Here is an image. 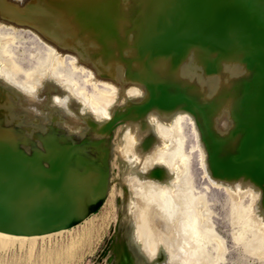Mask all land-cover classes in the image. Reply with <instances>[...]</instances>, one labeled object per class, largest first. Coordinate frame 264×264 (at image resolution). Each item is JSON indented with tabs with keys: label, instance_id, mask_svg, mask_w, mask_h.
<instances>
[{
	"label": "bare ground",
	"instance_id": "6f19581e",
	"mask_svg": "<svg viewBox=\"0 0 264 264\" xmlns=\"http://www.w3.org/2000/svg\"><path fill=\"white\" fill-rule=\"evenodd\" d=\"M221 1L224 2L0 0V25L4 27V34L0 32V103L9 107L8 116L22 115L25 121L39 119L55 123V134L43 138L41 149L32 146L29 151L23 150L25 154L21 153L22 157L19 159L12 151H0V220L6 228L16 232L0 231V264H63L64 258L78 257L79 250L86 247L81 244L79 236L75 237L72 229H58L60 226L49 219V216H61L68 211L61 207L62 204L51 208L47 184L52 175L42 167L46 165L42 164H50L62 151L61 146L69 147L67 176L73 180L76 194L74 198L70 196L66 201L63 199V204L66 202L71 206L74 215L80 217V222L84 221L88 210L104 196L114 156L126 165V171L120 178L126 193L131 175H137L136 179L145 175L143 169H140L143 173L138 176L136 166L133 165L136 163L126 159L130 160L128 156L134 157L137 152L134 153L133 149L136 148L137 141L148 139L151 135L150 128L159 119L168 122L169 128L174 127L171 134L165 137L166 141L161 135L160 139H155L157 144L150 153L153 155L158 152L157 158L160 161L156 159V167H152L151 160L147 163L151 164L148 168H154L155 176L160 179V184L155 185L162 184L161 191L156 196H140L139 200L134 196L137 203H133L137 210L133 215L136 214L137 218L140 214L138 220L142 214L145 215L143 217L147 223L144 221L141 225L145 223L148 226H142L145 230L141 226L140 228L144 232L150 229L147 235L145 233L148 240L145 242L140 239L136 230L138 223L135 222L138 220H134L133 215L129 214L123 227L119 226L114 231L108 260L111 264H197L194 253H205L212 244L215 256L210 264L222 262L225 245L211 222L210 201L204 193L197 194L191 184L190 155L186 150L181 121L186 115L189 116V121L198 134L197 143L201 150L204 149L205 155L202 157H205L206 162L202 166L207 171V177L215 186L226 187L225 190L231 192V214L235 221H241L250 204L254 206V201L259 198L258 189L246 176L238 177L236 170L224 174L223 164H228L233 153L240 148L241 140H245L242 135L253 130L252 127L260 121L259 116H264V103L260 102V95L263 94L260 93V69L258 70L257 64V50L264 47V0H229L232 2H227L228 4ZM185 5H188L187 27L206 28L203 30L217 40L209 43L196 33L183 30L184 34L176 49L167 52L160 46L163 31L172 24L171 19L174 22L176 18H180L177 8ZM226 6L229 7L230 14L241 9L245 18L243 23H248L250 33L227 41L225 34L213 27L214 16L225 15ZM162 23H166V27ZM243 23L241 22L242 26ZM17 29L27 30L36 38L27 37L19 41L13 35V31ZM31 43L38 45L35 51L42 57L36 66L23 69L16 63L13 55L15 50ZM169 50L172 51L173 47ZM30 52L26 54L30 55ZM68 57L73 62L66 63ZM61 63L68 64L75 71L82 70L85 74H92L96 81L95 91L90 90V94L79 93L71 75H65L64 80L60 79ZM20 73L23 74L22 78L19 77ZM113 90H119L123 95H133L128 106L138 112L134 118L135 122H140L139 125L136 124L134 134H126L123 141L125 145L128 141L135 144L133 149L130 148L133 151L130 155L122 148L125 145L119 146L122 142L115 146L111 141L110 130L116 115L113 113L114 109H107L104 104L111 103L110 94ZM30 96L38 97L41 102L31 101ZM65 100L68 101L67 109L72 115L66 114L65 109L60 106ZM31 109H36L40 115H36ZM124 114L126 113H121L120 116L124 118ZM164 120L161 122L164 123ZM147 122L149 126L145 124ZM130 128L129 126L128 129L131 130ZM0 133L10 136L18 147L24 143L16 131L0 129ZM142 142L147 143L144 146H150V141ZM150 153L147 151V154ZM260 177L262 181L264 176ZM176 181L182 184L183 193L174 196L172 189ZM34 183L37 186L35 190L32 188ZM132 186L133 184L130 187ZM134 187L135 185L130 188L131 194ZM174 189L176 192V188ZM135 192L136 190L133 191ZM247 192L257 195L249 207L242 204L243 194ZM132 196L125 194L128 209L131 200L135 202ZM182 197V202H178ZM257 203L258 201L252 207L258 209ZM257 211L264 219V211ZM243 228L248 229V225ZM165 235L172 236V241L176 236L179 238L178 242L175 240L177 244L172 249L167 243L163 245V242L160 244L157 241ZM65 236L71 242L68 246L65 245V249H60V241ZM255 239L253 240L257 241ZM236 241L239 244L240 240ZM256 243V247L261 245ZM257 248L263 247L261 245Z\"/></svg>",
	"mask_w": 264,
	"mask_h": 264
},
{
	"label": "rangeland",
	"instance_id": "374dc122",
	"mask_svg": "<svg viewBox=\"0 0 264 264\" xmlns=\"http://www.w3.org/2000/svg\"><path fill=\"white\" fill-rule=\"evenodd\" d=\"M227 2L229 3L232 1H229V0H224V2L221 1V3H225V4H228ZM227 6H226L225 15L223 13L222 16H214L213 21H212L213 27L215 26L218 31H221L223 34H225L224 38H226L227 41H232L236 38H239L242 34L250 33V31L248 29V23H245V24L243 23L245 18L242 15L241 9H239L238 11L236 10V12H234L233 14H230L229 7H227ZM177 10H178V14H179L180 18L179 19L176 18L174 20V22H172V19H171L170 21L172 24L168 26V29L166 28L163 31L164 35H163V39L160 42V46L165 51L173 52L176 49V46L178 44V41H179L181 35L184 34L183 30L185 32L187 30H189V32H194V33H196L197 36H200L203 40H206V42H209V43H214L217 40V38L213 37L212 34L203 30L206 28L202 27V29H199V28H195L193 26L187 27L188 21L186 18V13H188V11H187L188 5H185L183 7H178ZM245 17H247V16H245ZM241 22L243 23V26L241 25ZM165 24L166 23H162V26L166 27ZM160 29L163 30L162 28H160ZM3 31H4V27L0 25V32L2 34H4ZM13 35L19 41H22V38H27V37H31L33 39L36 38L32 33H30L27 30H24V29L14 30ZM9 36H11V35H9ZM8 38H10V37H8ZM36 41L39 45L43 44L38 39H36ZM172 47H173V50L170 51L169 49ZM37 49H38V45L36 43H31V44H29V46H25V47H20L18 50H15V54L13 55V58L16 61V63L20 67H22L23 69H28L30 67H34V66H36L39 58L42 57V55L40 53L35 51ZM28 51H31L30 55L26 54V52H28ZM257 51H258L257 57L259 56L257 59V64H258V70L260 69L259 70V76L261 77L260 93H263L260 95V102L264 103V72H263L264 71V47H260L259 50H257ZM69 62H73V59H70L68 57V60L66 61V63H69ZM262 68H263V70H262ZM59 73H60L59 74L60 79H62V80L66 79L67 75H71L72 81L76 84V90L79 91V93L90 94L89 93L90 90L95 91V85H96L95 82L96 81L94 80L92 74H90V73L85 74V72L82 70H76L75 71L74 68L71 69V66H69L68 64H64V63H61L59 65ZM19 77L22 78L23 74L20 73ZM110 95L112 97V101L109 105L104 104V107L107 109H111V108L114 109L113 113L116 115V117L114 116L115 118L113 117V125H112V128L110 130L111 134H112L111 135V141L114 143L115 146L116 145L118 146V144H120L122 142V144L119 145L122 147L123 145H125L123 141H125L124 139H126V137H127L126 134L127 135L128 134L129 135L134 134V131H135L134 129L136 127V124L139 125V123H140L138 121L135 122V118L137 117L138 112H136V110H134V108L131 109L132 107L128 106L130 99H133V95H130V96L123 95L122 93H120L119 90H113V93H111ZM61 103L63 104V102H61ZM67 106H68V104H67ZM128 108H130L131 110ZM132 110H134V111H132ZM127 112L128 113L134 112V114L133 113L128 114ZM9 113H10L9 107L0 103V129L18 132L20 135V138L24 141V143L23 144L21 143V145L19 147H22V149L25 151H29L32 146L41 149L43 138L55 134V133H53V129H55V123H52L50 121L42 122L39 119H36V120L33 119L30 121H25L22 115H13L12 114L11 116H8L7 114H9ZM121 113H126V114H124V116H125L124 118L120 116ZM128 117H130V118H128ZM262 117H264V116H262V115L259 116L258 120H260V121L259 122L257 121V125H254L252 127L253 130L250 129L252 131L251 133L249 132L250 131L249 130L247 134L242 135V139H245V140L244 141L241 140V144L239 146L241 149L238 147L239 149H237L234 152L235 154L233 153V155H232L233 159L231 157V160L229 161L228 164H226V163H224L225 165L223 164L224 174H228L231 171L234 172L236 170V171H238V174H237V175H239L238 177L243 176V175L246 176V178L249 181H251V183L255 184V188L258 189V191H257V195L259 197V198H257L258 200L256 199L257 195H252L249 192L243 194V198H242V201H243L242 204L243 205L249 207V204L251 203V201L254 198L256 199L254 201V203L256 204V201H258V203H260V204L258 205V203H257L258 209H256V207L253 208L254 206H256L255 204H254V206H253V204L252 205L250 204V207L253 206L252 207L253 209L252 208L250 209V207H249L247 209L248 211L246 213L244 212L245 214H244L243 219H241V221L239 220V222L237 220L235 221V218L231 214V207H232V200H233L232 196H231V192L227 189L225 190L226 187L225 188L222 187L223 188L222 189L221 187L219 188V187L215 186L213 184L212 180L209 177H207L208 176L206 173L207 171L202 166V165H204V162H206L204 160L205 157H202V155L203 156L205 155L204 151H203L204 149L201 150L200 144L197 143V142H199L198 137L196 136L198 134H197L195 128L192 126L191 122L189 121V116L186 115L181 121L182 133L185 136L186 150L190 155L191 184H192V186H194L195 191H197L196 192L197 194L204 193L208 197L210 204H211L210 205L211 222L214 224L216 233L220 236V238H222L223 245H225V246H223L225 248L224 258L220 264H264V259H263L264 258V253H263L264 252V249H263L264 248V219H263L262 215H260L259 211H257V210H262V212L264 211V181H263L264 177H262V179H261L262 181H260V178H261L260 176H264V171H262V170H264L263 169V166H264V155H263L264 154V150H263V148H264V132H263L264 131L263 130L264 129V125H263L264 120L263 119L264 118H262ZM6 118H10V119H6ZM162 120H164V119H161V120L159 119V121L157 120L158 125H156L157 121L154 124L152 122H149L150 120L148 121L150 124L154 125V127L150 128L151 135L148 136V139H145L146 142L150 141V143H148V144H150V146L148 145L149 147L147 145L146 146L143 145V144H147L145 142H142V141H145L144 139L139 141V142L137 141L136 145L134 143H131L128 141V143H130L132 145L129 147L128 145H130V144L127 143L124 147H122L124 150H126L125 152L127 155L132 154L134 150H135L134 153L135 152L138 153V156H136L137 153H135V155H133L134 157L129 158L130 156H128L127 158L130 160L126 159V161L131 162V160H133L136 163V164H133L134 166H136L135 172L138 174V176H142L143 172L141 171L142 172L141 173L140 169H143L144 174L146 175V176L144 175L143 177H146V178L138 177L136 179L137 175H134V176L131 175V179L127 183L128 184L127 185L128 192L126 193L125 187L122 185L121 180H120V178L122 177V175L126 171V165L123 162L119 161L120 159H118L117 156H114L112 158L111 163H110L111 164V167H110V173H111L110 176L111 177H110V179H108V185L104 189L105 190L103 192L104 196L101 197V200L96 205H93L91 207V214L84 221H81L76 226H73L72 228H70L75 233V235H74L75 237L79 236L80 241L82 242L81 244L83 245V247H85V246L86 247H85V249L81 248L79 250L80 253L77 255L78 257H76V258H64L63 264H69V263L70 264L71 263L72 264H111L110 261L108 260V253H109L111 241L113 239L114 231L119 226L123 227L126 220L128 219L127 216L129 214L133 215L134 212L135 213L137 212V210H135L136 205H134L137 203V200H135L134 196L137 197L136 199L139 200L140 196H142V197L143 196L144 197L145 196H153V195L156 196L161 191L160 186L162 184L160 186H158L160 184V182H159L160 179L157 178L153 172L154 168L156 167L155 165H157V162L160 161L157 158L158 152H156L152 155V153H150V151H151L152 147L156 146V144H157V142H155L156 141L155 139H160V135H161L162 139L164 141H166L167 138H165V137L169 136V133L171 134V132L174 130L173 126H170V128H169L168 126L170 124L168 122H166L165 120L163 123V122H161ZM133 121H134V123H133ZM148 122L145 124H147L149 126L150 124ZM260 122H261V124H260ZM132 123L134 125H132ZM127 125H129L131 127L130 128L131 130L128 129L129 126L127 127ZM147 125H144V126L146 127ZM256 126H258V127H256ZM126 129L129 131H127ZM171 129H173V130L171 131ZM0 135H2V134L0 133ZM261 136H263V137H261ZM246 138H248V139H246ZM255 139H257V140H255ZM250 141H252L253 144H252V142L250 143ZM247 143L249 145H247ZM134 145L136 148H134ZM139 145L141 147L143 146L142 149ZM72 147L73 146H71L70 148L72 149ZM125 147H126V149H125ZM137 147H139V149ZM130 148L131 149L134 148L133 151L131 150L132 153H130L131 152ZM147 149H149V150H147ZM145 150H146V152H144ZM147 151L150 154H147ZM141 152H143V153H141ZM201 152H203V154ZM246 152H247V155H246ZM27 155H29V154H26V156ZM235 155H236V158H234ZM147 158H149V159H147ZM149 160H151L150 163L152 164V167L154 166V168L152 170H150L151 167H150V169L148 168L151 165V164H147V163H149ZM56 161L58 163L61 162L60 163L61 168L65 165V159L62 158L60 155L56 158ZM153 161H154V164H153ZM202 161H203V164H202ZM239 161L243 162V164H241ZM155 162H156V164H155ZM50 164L44 163L42 165H46V167H49ZM237 165L239 166L238 168H237ZM239 168H241V169H239ZM144 169H148V170L145 171ZM261 173H262V175H261ZM52 174H50V175H52ZM148 181L150 183H148ZM177 181L175 183H173V187L176 188V192H175V189L172 187L173 188L172 190H174V196H176V194L180 195L183 193L182 184H180ZM152 182L154 184H152ZM146 183H147V185H146ZM155 183L158 185H155ZM131 184H133V186L135 185L134 189L132 190V194L130 192L131 191L130 188L133 187V186L130 187ZM175 184H177V186H174ZM156 186H158V187L155 188ZM135 190H136V192L133 193V191H135ZM147 193H148V195H147ZM125 194L128 196L133 195L132 197L134 198V201H135V202H133L131 200V204L129 206L130 207L129 209L125 204ZM134 194H136V195H134ZM229 196H231V197H229ZM183 198L184 197L180 198L177 201L181 203L182 202L181 200H183ZM137 214H139V213H137ZM139 216H140V214L137 215V218H139ZM143 216H145V215L142 214L140 219L142 218L143 221L140 222V219L138 220L136 218V214H135V216L133 215L134 220L135 219L138 220V222L135 220V222L138 223V224H136L138 226V228H136V230H138V232H139L137 234L139 235V237L141 236L140 237L141 240L147 242L148 238H145V237H147L146 236L147 231L149 230V232H150V229L148 228V229H146L145 232L143 231L145 229H143L142 226H145L146 225L145 223H147L146 219H144ZM245 220L248 221L247 224H246ZM144 221H145V223L143 225H141V223H143ZM238 224H239V227H238ZM236 225H237V227H236ZM247 225H248V229L243 228V226L247 227ZM140 226L143 230L140 228ZM147 226H145V228ZM96 227H97V230H96ZM251 227L253 229H251ZM249 229H250V231H249L250 234L248 232ZM78 230H79V232H78ZM99 232H100V234H99ZM140 233L143 234V236ZM145 233H146V235H145ZM252 233H253V235H252ZM238 234H239V236H238ZM254 235H255L256 239L254 238ZM96 237H98V238L96 239ZM241 237H243V238H241ZM159 238H160V236H159ZM159 238H157V239H159ZM172 238H173L172 236L170 237V236L165 235L157 241L161 242L160 244H162V242H163V245H166L164 243H167V246H169V248L171 247V249H172V247H174L173 245L177 244L176 243L177 239H179L176 236V239H175L176 241L175 240L172 241V240H170ZM261 238L263 239V241ZM68 239H69V241H68ZM253 239H255L257 241H254ZM259 239H260V241H262V243L259 241ZM236 240H240V241H238L239 244H236L237 243ZM70 242H71V239L68 238L67 236H65V239L63 241H60L59 248L60 247H62L60 249H63L64 247L66 248V246H68ZM94 242L96 244H94ZM169 242H170V244H169ZM171 242L172 243L175 242V243L172 244ZM249 242L251 243V245ZM256 242L257 243L259 242V244H261L263 248H260V249L257 248V247H261V245L256 247V245H255ZM54 247H55V243H53V248ZM87 247H88V249H87ZM243 247H245V248H243ZM83 254H84V256H83ZM88 254H90V255H88ZM81 256H83V257H81ZM214 256H215V254L213 253L212 244H210L208 246L207 252L204 253L203 251H198V252L194 253V260H195V262H197V264H210V260H213ZM69 261H71V262H69Z\"/></svg>",
	"mask_w": 264,
	"mask_h": 264
},
{
	"label": "water",
	"instance_id": "95a60500",
	"mask_svg": "<svg viewBox=\"0 0 264 264\" xmlns=\"http://www.w3.org/2000/svg\"><path fill=\"white\" fill-rule=\"evenodd\" d=\"M61 152H57L58 154L55 156V158L53 160H51V164L49 167L46 166H42L45 169H48L50 174H52V178H50V181L47 184V188H48V194H49V200H50V205L51 208H55L56 206L62 204V208L65 209L66 212L63 215H52L49 216V219L51 220V222L56 223L57 225H59L60 227L58 229H70L73 226H76L78 223H80V217H77L74 215L71 206H69L68 204H63V199L66 201L70 196L72 198H74L75 194H76V190L74 189V185H73V180L72 179H68L67 176V160L70 157V153H69V147H65V146H61ZM0 151L1 152H5V151H12L16 154L17 158L19 159V157H22V154H25L22 147H18L15 144V141L12 140V138H10V136L8 135H0ZM20 154V155H19ZM61 156L62 158L65 159V165L61 168V162L58 163L56 161V158L58 156ZM62 172V173H61ZM58 181V182H55ZM69 184V182H71ZM58 183V184H56ZM32 188L33 190H35V188L37 187L36 184H32ZM108 184H106L107 187ZM96 203V202H95ZM93 205H96V204ZM67 208L69 210H67ZM91 214V210H88L87 215H85V217L89 216ZM63 220V222H62ZM62 222V223H60ZM0 231H10L12 233H16L14 232L13 229H9L6 228L3 223L0 220Z\"/></svg>",
	"mask_w": 264,
	"mask_h": 264
},
{
	"label": "clouds",
	"instance_id": "9594fccd",
	"mask_svg": "<svg viewBox=\"0 0 264 264\" xmlns=\"http://www.w3.org/2000/svg\"><path fill=\"white\" fill-rule=\"evenodd\" d=\"M140 93H137V95H139ZM29 99L33 102H36V103H40V99L36 96H30ZM67 104H68V101L65 100L64 103L62 105H60L61 107H63L65 109V112L66 114L68 115H72L71 112L67 109ZM36 115H40V113L36 110V109H31Z\"/></svg>",
	"mask_w": 264,
	"mask_h": 264
}]
</instances>
